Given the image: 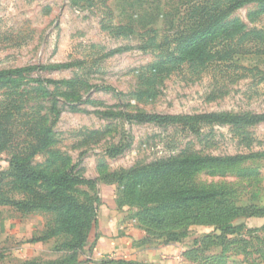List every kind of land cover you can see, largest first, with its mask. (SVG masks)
I'll use <instances>...</instances> for the list:
<instances>
[{
  "label": "rangeland",
  "instance_id": "374dc122",
  "mask_svg": "<svg viewBox=\"0 0 264 264\" xmlns=\"http://www.w3.org/2000/svg\"><path fill=\"white\" fill-rule=\"evenodd\" d=\"M196 1L0 0V69L46 67L0 88V121L9 122L12 131L7 144L0 137L1 163L25 153L36 141L35 128L50 126L48 151L36 153L32 162L67 166L68 158V164H77L75 172L92 182L75 183L70 193L95 206L85 216L86 239L73 251L60 247L63 235L38 239L54 226L53 212L22 213L0 205V264L48 263L70 253L74 264H83L90 231L103 213L116 214L131 234H140V244L182 246L180 257L188 264H264V121L234 126L190 120L211 112L264 113V41L258 52H248L260 42L255 32L250 37L257 42L235 38L233 56L176 63L167 56L164 36L192 22L183 19L207 0ZM232 20L264 34V11L255 5L234 11L227 18ZM64 63L69 66L54 67ZM76 77L87 83L76 88L81 102L56 83ZM37 78L54 82L38 87ZM121 112L174 120L158 125L126 120ZM121 143L128 144L122 153L107 154ZM186 156L238 160L165 169L173 158ZM161 169L163 178L153 179ZM159 188L210 197L196 203L192 221L171 215L161 222L159 210L175 201L156 194ZM219 213L223 216L215 217Z\"/></svg>",
  "mask_w": 264,
  "mask_h": 264
},
{
  "label": "trees",
  "instance_id": "16d2710c",
  "mask_svg": "<svg viewBox=\"0 0 264 264\" xmlns=\"http://www.w3.org/2000/svg\"><path fill=\"white\" fill-rule=\"evenodd\" d=\"M197 3L200 1L197 0ZM255 5L260 11H264V0H207L206 5L196 7V9L183 19L191 23L187 24L184 28L165 35V43L167 48V56H174L176 63L182 61H191L193 56H233L236 50L234 49L235 38L243 39L244 42H257L251 38V34H255L258 46L250 44L246 50L252 53L258 52L261 43L264 41V34L258 31L251 33L244 30V26L239 24L238 21H227L228 16L234 11L247 6ZM237 32L240 36L236 35ZM170 37V38H169ZM263 40V41H262ZM174 49L171 50L172 45ZM249 44V43H248ZM257 44V43H256ZM222 45V46H220ZM264 45V43H263ZM264 49V48H263ZM68 63L54 65V67L66 68ZM46 68L44 66H24L14 67L8 69H0V88L9 84H17L19 79L25 78L35 68ZM38 87L46 81L54 82L52 80H44L37 78L34 80ZM56 83L63 85L65 91L72 92L76 101H83L79 94L76 93V88L79 85H87L85 80L81 77H76L69 80H61ZM94 88H100L93 85ZM108 89L107 87H103ZM76 110V106H71ZM50 112L53 113L54 118L59 114L56 100H53ZM121 117L126 120H137L140 122H152L158 125L167 124L174 120L169 115L159 113L136 112L135 114L128 112H121ZM33 120L35 117L32 118ZM191 122L199 123H226L234 126H243L256 124L264 121V113L262 114H229V113H204L190 118ZM32 121V120H31ZM29 121V122H31ZM36 123V122H34ZM9 122L0 121V137L4 138L5 143L11 140L12 131L8 128ZM32 125V124H31ZM35 142H30L28 147L22 151L21 154H14L11 158L5 160L6 165L1 163L0 159V205H9L14 207L17 211L28 213L34 210H43L53 212L55 214L54 226L49 227L48 230L38 239L43 240L52 235H63L64 241L60 242V247L68 250L76 251L81 248L86 239L87 221L86 214L88 209L95 208V206H87L79 202L70 191L72 185L78 182H92L80 177L75 172L77 164H68L62 166L60 161L58 164H50L42 166L32 162V157L43 150H47L52 141V132L50 126H39L35 128L34 133ZM0 139V140H1ZM8 139V140H7ZM3 140V141H4ZM128 146L127 143H121L113 146L107 150L109 156H116L124 151ZM28 150V152H27ZM48 151V150H47ZM173 162L167 165L166 170L170 171L190 169L200 165L202 162L209 161H237V157L226 158H202L201 156H186L178 159L173 158ZM157 172L153 179L159 180L163 178V171ZM169 171V172H170ZM160 177V178H159ZM156 194L175 201L174 204L163 205L159 210L161 214L160 219L167 221L171 215L177 218H188L189 221L194 213L193 207L196 203H201L210 197L208 192L189 191L181 188L178 192L166 194L159 191ZM242 209V208H241ZM238 208V210H241ZM244 210V209H243ZM230 211V210H229ZM232 212L236 209H232ZM223 214H218L220 218ZM176 219V218H175ZM195 219V218H194ZM74 253H70L67 258L48 263H41L37 261H26L24 264H74Z\"/></svg>",
  "mask_w": 264,
  "mask_h": 264
},
{
  "label": "crops",
  "instance_id": "0c3cea01",
  "mask_svg": "<svg viewBox=\"0 0 264 264\" xmlns=\"http://www.w3.org/2000/svg\"><path fill=\"white\" fill-rule=\"evenodd\" d=\"M117 217L114 213L98 216L83 264H188L180 257L182 246L140 244V234H131Z\"/></svg>",
  "mask_w": 264,
  "mask_h": 264
}]
</instances>
